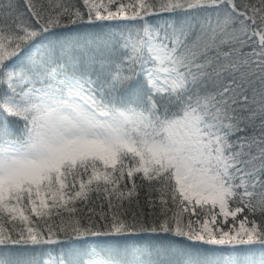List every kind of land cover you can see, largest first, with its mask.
I'll return each instance as SVG.
<instances>
[{
  "label": "snow or ice",
  "instance_id": "snow-or-ice-1",
  "mask_svg": "<svg viewBox=\"0 0 264 264\" xmlns=\"http://www.w3.org/2000/svg\"><path fill=\"white\" fill-rule=\"evenodd\" d=\"M172 244L264 264V0H0V264Z\"/></svg>",
  "mask_w": 264,
  "mask_h": 264
},
{
  "label": "trees",
  "instance_id": "trees-1",
  "mask_svg": "<svg viewBox=\"0 0 264 264\" xmlns=\"http://www.w3.org/2000/svg\"><path fill=\"white\" fill-rule=\"evenodd\" d=\"M97 2H101V0H97ZM102 2L106 3L107 0H102ZM199 15H204V14L200 13ZM149 19H150V22H152V23H160V22H163L165 20L176 19V17L165 12V13H160V15H158V16L150 17ZM258 125H259V120L256 121V127L250 128L248 130L247 134L252 135L254 132H256V134H258ZM141 200L143 201V196L141 197ZM254 218L258 222H260L262 220V218L259 214H257ZM183 243L186 244L188 242H183ZM181 248H182L181 245H176V244L166 246L165 249H162L159 252H154L152 259L158 261L159 264H169L170 261H174V260L181 258L180 253L178 251V249H181ZM183 250L189 251L188 249H183ZM191 251L194 252L195 250L191 249Z\"/></svg>",
  "mask_w": 264,
  "mask_h": 264
}]
</instances>
